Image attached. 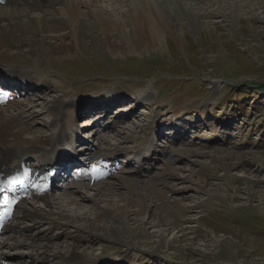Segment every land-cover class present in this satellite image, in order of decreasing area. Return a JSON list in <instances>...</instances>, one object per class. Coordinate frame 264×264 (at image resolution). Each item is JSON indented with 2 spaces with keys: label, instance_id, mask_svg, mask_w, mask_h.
Returning a JSON list of instances; mask_svg holds the SVG:
<instances>
[{
  "label": "rangeland",
  "instance_id": "374dc122",
  "mask_svg": "<svg viewBox=\"0 0 264 264\" xmlns=\"http://www.w3.org/2000/svg\"><path fill=\"white\" fill-rule=\"evenodd\" d=\"M87 1L112 19L118 16L122 33L100 47L84 39L85 45L67 56H26L16 69L31 72L33 85L42 82L41 89L29 86L39 105L29 104L26 92L9 99L34 111V118L23 120L30 132L46 133L37 141L23 135L15 149L28 157L20 156V161L32 163L29 151L43 152L44 146L60 145L61 134L77 133L71 139L73 167L57 175L44 196H62L55 206L83 220L76 226L57 217L30 221L18 235L35 234L64 254L74 247L85 264H264V10L253 9L254 0H244L252 5L242 11L219 7L222 0H180L191 8L189 16L169 1L173 31L162 27L154 42L128 30L135 0ZM67 32L56 33L58 41L70 42ZM107 92L126 99L109 102L117 95L110 93L101 99L107 103L90 105L93 97ZM54 98L62 101L60 117L47 113ZM50 134L58 136L57 144ZM141 150H150V157L136 158ZM48 152L44 156L51 161L48 154L56 152ZM105 157L108 164L101 166L97 158ZM91 164L88 174L93 168L112 176L128 172L153 183L162 196L147 211L132 206L123 237L131 245L83 227L87 215L107 204L106 197L98 199L93 191L73 194L68 189L75 182H90L88 174L87 179L76 176ZM56 165L43 170L58 172ZM124 195V187L115 184L113 199ZM28 203L43 208L40 198ZM6 237L2 233L0 240ZM1 250L3 264H68L60 256L45 258L11 241Z\"/></svg>",
  "mask_w": 264,
  "mask_h": 264
},
{
  "label": "bare ground",
  "instance_id": "6f19581e",
  "mask_svg": "<svg viewBox=\"0 0 264 264\" xmlns=\"http://www.w3.org/2000/svg\"><path fill=\"white\" fill-rule=\"evenodd\" d=\"M169 1L175 3L174 7L179 12L186 15L189 14V16L191 15V8L188 7V9L182 6L180 0H135L133 13L130 14V20L127 23L130 34L141 38L148 37L154 42H158L162 32L159 30H161L162 27L173 31V17H171L167 11V4ZM254 2L257 6H253V9L264 10V0H254ZM0 3L8 5V9L0 5V200L3 199L6 191H11L9 199L16 201V203L11 206L0 203V233L7 235L6 239L0 240V257L2 260L5 259V256L2 258L1 249L11 241V245H20L23 249L45 255L43 256L45 258L49 256H60L65 259L68 264H85V259L76 252L74 247L67 252L65 251L64 254L62 252H57V250L53 251L50 249L46 239L43 240V238L40 237L36 238L35 234L22 232V234L18 235L19 230L27 229V224L30 221L41 219L56 221L54 219L57 217V219L66 220V223H70L71 226H76L74 224H76L79 219L83 220V218L81 215L69 216L70 212L68 210H61L59 209L60 207L55 206L62 196H53L52 198H48L46 195L44 196V193L54 186L53 181L60 178V176L57 177V175H64L67 168L70 166L73 167L74 156L72 150L75 145L73 143L74 140L71 141V139L77 135V133L75 132L74 134L73 130L72 135L61 134L63 140L61 144L53 148H51V144L48 146L49 148H45L44 146V148H42L43 152L39 150L29 151L28 155L31 154L35 157L33 158L34 163L25 164V160H23L22 157L21 162L19 160L20 156L26 154L24 152V154L16 152L15 145L22 140L23 135L29 133L31 134L29 135L30 140L37 141L39 138L45 136L46 133L41 132L39 129L30 132L29 126L23 125V120L26 118L28 119L30 116L33 117L34 111H29L27 108L23 107L20 108V105L23 104L21 101V103L16 101L15 103H11L9 98L11 99V97H13V91L15 90H17L21 96L26 92V95H28L26 99H29V104H32L33 107L39 105V103H36L32 98V89L30 88L38 86L39 89H41L40 84H42V82H37V84L33 85V82H31L33 79V76L30 74L31 72L16 69V66H19L21 60L26 56H33L36 54L54 57H58L59 55L67 56V54L70 55L72 50L77 47L81 48L84 46V39L88 40L92 46L97 45L100 47L106 45L105 42L108 43V41H113L115 33H122L121 27L124 23L118 16L112 19L109 14L106 15L103 9L91 8L87 0H0ZM251 5V3L244 0H222V5L219 7L227 8L231 11H242L244 8L251 9ZM33 11H37L38 13L35 15ZM126 12L129 14L128 10ZM63 29H67V33L71 36L72 40L70 42L65 43L63 40L58 41L59 34L56 33ZM43 80L48 81L46 77H44ZM36 81L40 80L36 79ZM30 85L31 87L29 88ZM4 88L10 90V94L7 98L2 96V94L5 93ZM110 93L115 92L98 94L96 97H93L90 105L98 107L107 103V101H102L101 99ZM115 94L117 95L109 98V102L126 99L122 93ZM49 106L50 108H47V113L53 117H60L62 101L58 98H54L51 100ZM42 107H40L42 110L43 108L45 109V105L43 108ZM94 121L96 125L98 121L92 120V124ZM85 122L90 123L89 120ZM50 136L51 141L55 139L52 143L57 144L56 138L59 139L58 136L56 138V134H50ZM68 142L70 145L69 147L67 146ZM71 143H73V146ZM61 147L62 150L60 151L63 152H57ZM47 150L56 152V154H48V156L53 155L51 161H49L50 157L44 156ZM150 150L156 152V149ZM150 150L137 151L135 156H137L136 158L141 156L142 159L149 158ZM40 152L42 153L39 154ZM97 159L101 160L99 161L101 166H104L105 163L108 164V159L106 157L105 161L102 158ZM111 159L112 158H110V160ZM54 161H59L56 166V168H59V171L56 172V175L55 173L50 175L51 173L45 172L43 169ZM96 164L97 163L93 162L94 166ZM91 167H93L92 164L87 169L84 167L79 169L76 176L79 178L84 177V179H87L89 176L88 181L90 182H75L69 185L68 189L73 194L78 193V189L93 191V195L96 197L98 196V199L106 197L107 204L105 208H98L96 213L90 214L91 216L87 215L83 227L86 229H93L94 232H97L96 230L102 231L100 232L102 235L113 239L118 240V237H120L122 242L131 245L129 241L123 239L124 235L127 234L126 229L128 228L127 223L130 217V210L134 206H139V208H143V210L147 211L155 200H162L161 194L159 195L158 190H155L156 187H154L153 183L151 184L150 181L143 183L139 178H134L131 173L125 172V174L122 175L112 176L103 168H93L88 174ZM106 168L109 169V166ZM33 173L35 174L31 175ZM105 177L106 179L104 181L96 183V181ZM115 184L124 187L125 195L124 197L118 198V200H114L115 198L113 199ZM198 187L199 188H196L198 191H204L202 186ZM255 193L256 191L249 192V198H253ZM78 195V199L80 200L85 198L82 194ZM38 198H40V204L43 205V208L28 203L29 199L34 201ZM67 199L74 202L73 198L68 197ZM55 207L58 210L56 211L57 216H55L52 211V208ZM12 212H15V215L13 214L14 216L11 221L9 223L7 221L4 222L3 220ZM1 264H3V262Z\"/></svg>",
  "mask_w": 264,
  "mask_h": 264
},
{
  "label": "snow or ice",
  "instance_id": "6c2138e0",
  "mask_svg": "<svg viewBox=\"0 0 264 264\" xmlns=\"http://www.w3.org/2000/svg\"><path fill=\"white\" fill-rule=\"evenodd\" d=\"M0 203H2V204H4V205H9V206H11V205L15 204L16 201H15V200H11V199H9V197H8L7 195H4V196H3V199L0 200Z\"/></svg>",
  "mask_w": 264,
  "mask_h": 264
}]
</instances>
